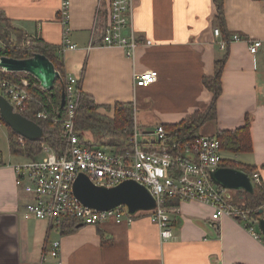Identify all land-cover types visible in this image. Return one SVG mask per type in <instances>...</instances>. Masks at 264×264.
<instances>
[{
    "label": "crops",
    "instance_id": "obj_1",
    "mask_svg": "<svg viewBox=\"0 0 264 264\" xmlns=\"http://www.w3.org/2000/svg\"><path fill=\"white\" fill-rule=\"evenodd\" d=\"M60 3L0 0V12L27 40L41 39L56 48L65 75L76 77L97 104L111 107L99 112L112 115L115 102H130L138 126L135 109L150 108V126L140 129L177 123L204 110L211 93L202 77L212 75L214 62L226 54L217 118L200 133L240 127L247 115L252 150L229 154L258 171L264 189V0H223L227 31L241 37L225 49L219 46L223 37L214 35L213 0H136L132 25L139 46L132 58L120 47L100 45L98 35H93L99 0H69L67 26L76 48L60 52ZM254 40L261 45L252 54L249 45ZM150 69L158 72L156 81L133 90V73ZM8 132L0 124V264H53L48 250L56 240L60 264H264V237H255L232 217L214 220L212 208L196 201H181L176 207L170 238H161L158 225L145 213L131 224L100 223L110 238L107 244L101 242L97 225L62 234L45 220L25 219L27 195L15 185L12 166L26 156L10 152ZM222 156L231 159L223 151Z\"/></svg>",
    "mask_w": 264,
    "mask_h": 264
},
{
    "label": "built area",
    "instance_id": "obj_2",
    "mask_svg": "<svg viewBox=\"0 0 264 264\" xmlns=\"http://www.w3.org/2000/svg\"><path fill=\"white\" fill-rule=\"evenodd\" d=\"M68 5L69 0H61L59 14L64 29L60 52L76 48V44L69 38ZM135 5L136 0H99L93 28V35H98L100 45L120 47L129 58L134 56L139 46L132 25ZM214 35L221 36L218 28L214 29ZM238 40L241 37L234 34L227 40L221 39L219 46L225 49L230 42ZM29 42L30 40H26V44ZM145 44H150V40H146ZM91 45L92 42L88 44V48ZM260 45L259 40L252 41L249 51L254 54ZM157 77L158 72L154 69L135 72L132 75V89L148 86ZM38 87L41 88L31 82L26 73L17 82L0 76V93L12 105L13 110L20 114L34 98L30 89ZM80 91L79 80L72 75H65L63 117L53 118V124H58L60 129L59 146L53 148L41 141L37 156L24 157L12 166L15 185L27 195L23 205L25 219L45 220L57 231H61L63 220L72 218L84 225H97L104 221L131 224L136 216H132L124 205L110 210H95L84 206L74 196L73 181L79 173H83L95 185L105 187L127 179L144 184L156 200V207L145 214L158 225L161 238L172 236L169 214L176 211V207L164 206L165 197L177 198L179 202L196 201L207 204L213 210L214 220L222 216L232 217L243 223L255 237H261L255 231L258 218L252 217L248 210L233 203L228 190L215 184L210 178V172L219 167L223 159L216 136L200 135L180 142H167L162 124L151 129H140L134 122L127 144L121 150L109 146H87L79 139L75 130ZM36 116L46 118L48 114L39 111ZM18 142L24 146L25 138L18 135ZM250 178L253 184H261L258 171L253 170ZM262 210L259 217H264V205ZM60 250V242L53 241L48 250L49 256L55 259L53 264H60Z\"/></svg>",
    "mask_w": 264,
    "mask_h": 264
},
{
    "label": "trees",
    "instance_id": "obj_3",
    "mask_svg": "<svg viewBox=\"0 0 264 264\" xmlns=\"http://www.w3.org/2000/svg\"><path fill=\"white\" fill-rule=\"evenodd\" d=\"M216 14L214 18L215 27L219 29L223 39L227 40L231 34L227 31L224 17L223 0H213ZM12 35L14 37H12ZM25 40L24 34L14 29L8 19L0 12V57L8 56L16 59H24L33 56L36 53L43 54L54 64L55 69L59 72L60 78L64 82L65 71L62 60L56 54V48L44 42L41 39H33L31 44L26 45L22 41ZM23 44H22V43ZM226 61V54L214 62L213 74L202 77V84L211 93L210 101L204 110H195L191 114L185 116L177 123L162 124L166 133L167 142H180L192 139L203 135L200 133L201 128L210 121L217 118V99L222 92L221 75ZM25 73L7 72L0 69V76L7 78L13 82H17L21 75ZM31 82L39 85L38 81L31 75L26 74ZM33 99L29 101L27 109L22 112V115L27 119L36 122L44 131L45 139L43 142L49 144L53 148H57L60 144V129L58 124H53V118L63 117L64 110L60 108L61 83L56 78L51 91L46 92L41 88H31ZM103 108L110 110L109 105L97 104L94 98L84 93L82 90L79 93V99L75 115V130L79 139L87 146H109L115 149H120L127 144L129 135L134 127V107L130 102H115L112 107V115L99 112ZM39 111H45L48 116L40 118L36 116ZM1 119V118H0ZM2 123L8 128L9 150L13 154L25 155L26 157H35L40 152L41 141H29L25 139L24 146H21L17 140L16 134L3 120ZM214 136L220 142V148L223 152L239 154L246 153L252 150V142L249 129V119L245 115L244 124L234 129L217 130ZM219 166L222 167H242L249 175L253 171V167L242 165L232 159L223 158ZM242 195V199H232L243 209L249 211L252 217L261 216L259 210L264 205V189L254 183V191L249 194L244 191H236ZM177 198L165 197L164 206H179ZM148 211H138L132 216H138ZM80 222L77 219H65L61 222V233L67 234L78 229L77 225ZM97 224V232L101 237V242L107 244L110 238L107 233L102 230ZM84 226V224H82ZM259 235L264 237L260 231Z\"/></svg>",
    "mask_w": 264,
    "mask_h": 264
},
{
    "label": "water",
    "instance_id": "obj_4",
    "mask_svg": "<svg viewBox=\"0 0 264 264\" xmlns=\"http://www.w3.org/2000/svg\"><path fill=\"white\" fill-rule=\"evenodd\" d=\"M0 69L7 72L26 73L33 76L46 92L51 91L57 79L61 83L60 108L65 102L64 82L52 61L45 55L36 53L29 58L16 59L8 56L0 57ZM0 118L16 134L29 141H43L45 134L34 121L15 112L12 105L0 93ZM211 180L226 190L254 191L250 175L242 167L219 166L210 172ZM74 196L86 207L95 210H110L124 205L130 214L138 211H151L156 207V200L150 190L142 183L127 179L120 183L105 187L95 185L83 173H79L73 181ZM263 210H259L262 214ZM82 224L77 225V227ZM257 227L264 236V217L258 218Z\"/></svg>",
    "mask_w": 264,
    "mask_h": 264
},
{
    "label": "rangeland",
    "instance_id": "obj_5",
    "mask_svg": "<svg viewBox=\"0 0 264 264\" xmlns=\"http://www.w3.org/2000/svg\"><path fill=\"white\" fill-rule=\"evenodd\" d=\"M13 36V35H12ZM14 37V36H13ZM25 39L27 40V38L25 37ZM25 40H23L22 42L23 43H25L24 42ZM33 40H30V44H31V42H32ZM21 42V43H22ZM22 43V44H23ZM26 44V43H25ZM26 45H28V44H26ZM2 47V43L0 42V48ZM149 111H150V108L148 109V110H144L143 108H140V106L138 107V110L136 111V109H135V115H136V120H137V123H138V127H140V128H147L148 126H150V119H149ZM153 126V125H152ZM150 129V128H149ZM17 140H18V138H17ZM224 154L225 155H228V156H230V158L231 159H233V160H235L234 159V157H233V155L232 154H229V153H227V152H224ZM239 157H241V158H244L245 156H239ZM238 197V198H237ZM240 197H242V195L241 194H232L231 195V198L234 200V198H237V199H239V200H241L240 199ZM170 216H172L173 214L172 213H170L169 214ZM258 228V227H257ZM259 230V229H258Z\"/></svg>",
    "mask_w": 264,
    "mask_h": 264
}]
</instances>
